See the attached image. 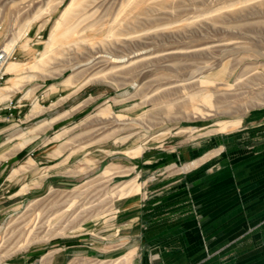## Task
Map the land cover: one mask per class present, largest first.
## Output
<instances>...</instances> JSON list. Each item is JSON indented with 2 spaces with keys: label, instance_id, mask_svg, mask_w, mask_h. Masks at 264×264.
I'll return each instance as SVG.
<instances>
[{
  "label": "rangeland",
  "instance_id": "374dc122",
  "mask_svg": "<svg viewBox=\"0 0 264 264\" xmlns=\"http://www.w3.org/2000/svg\"><path fill=\"white\" fill-rule=\"evenodd\" d=\"M69 1L0 0V52L15 43L4 55L23 64L0 88L25 76L0 101V264H150L185 232L204 247L209 232L263 226L264 0H97L77 47L132 63L67 85L72 60L30 65ZM119 28L128 42L112 47ZM205 88L215 106L189 99ZM192 105L212 115L191 118ZM51 225L64 231L31 240Z\"/></svg>",
  "mask_w": 264,
  "mask_h": 264
},
{
  "label": "bare ground",
  "instance_id": "6f19581e",
  "mask_svg": "<svg viewBox=\"0 0 264 264\" xmlns=\"http://www.w3.org/2000/svg\"><path fill=\"white\" fill-rule=\"evenodd\" d=\"M144 0H134L132 3V6L134 8H138L141 5L144 4ZM95 4H97V0H70L69 3L65 6V8L60 13V16L55 21L53 28L49 34V37L47 41L45 42V46L43 51L40 54L39 58H36L38 61V64L30 65L31 68L33 67H40L41 69H45V65L53 55L57 57H61L63 59H70L72 62L67 65L66 68H70L73 72L69 76H67L63 83L69 85L73 84L75 80V73H82L85 76H88L87 80H90L91 78H102L103 76H106L107 71L106 69H112L120 67L121 65H124V62L132 63V58L127 57V59L120 60L119 58L116 59V55L110 53L109 51H105L102 48H97L93 46V43H89L90 45L85 47L84 49L79 48L80 41H78V36L76 35V30L78 29V26L81 25L83 22H87L90 26L95 23L93 21L94 15L96 13ZM97 6V5H96ZM123 29L119 28L116 30L111 31L110 37L112 38L110 44H112V47H117L120 45L127 44V38H122L121 36L126 35ZM93 37H88L89 40H91ZM13 42L8 43L6 47L1 49L6 56L8 57L10 53L12 52L14 48ZM65 44L71 45V49H74V53L70 56H66L69 52H67ZM27 42L24 43V46L26 47ZM74 46V47H73ZM3 53V54H4ZM134 57V56H132ZM4 61V62H3ZM2 63H0V75H3L5 73H14L21 69L22 63L20 61L15 60H8L5 58ZM157 61V60H156ZM111 64V65H110ZM110 65V66H109ZM99 67V68H97ZM66 70V69H65ZM133 70L132 68H128V71ZM25 76H22L21 74L18 75H12L8 78V83L13 86V89L10 94H6L3 90V88H0V101H4L6 99H9L11 94L15 91L19 90V84L22 80H24ZM209 78L208 76H206ZM193 78V76H190L189 79ZM201 79L197 78L195 80H192L190 85L182 84V88H187L190 86H194L198 83H200ZM213 84L214 81H212ZM213 84H210L213 85ZM226 86L229 87L228 83H225ZM196 87V86H195ZM217 87V86H216ZM180 88V87H179ZM220 89V88H219ZM31 91L28 90L25 93H23L24 97L30 96ZM212 92L209 88H205L202 92L198 91H192L189 94V99H195L196 97H200L199 99L207 106L212 107L215 106L214 101L212 100ZM217 101V100H216ZM190 105V103H189ZM191 109L190 117L193 118L195 116H202L207 117L212 115V113L209 111L207 113H204L203 109H201L197 105H192L189 107ZM105 109L109 110L110 107L107 106ZM39 105L38 103L34 102L32 112L38 111ZM241 121V117L232 118V119H224L219 120L216 122V129L215 130H230L234 129L239 125ZM241 125V124H240ZM236 129V128H235ZM128 136V135H127ZM125 136V137H127ZM123 137V138H125ZM122 138V139H123ZM120 139V138H119ZM23 167L25 165H22ZM17 169L14 170L16 172ZM59 229V230H57ZM64 231L63 226L54 227V225L49 226L46 229L45 234L42 236L36 235L37 238H31V240L40 239V238H49L50 236L57 234L59 232ZM29 242V241H28ZM132 252V251H131ZM131 252H129L125 257L128 259Z\"/></svg>",
  "mask_w": 264,
  "mask_h": 264
},
{
  "label": "crops",
  "instance_id": "0c3cea01",
  "mask_svg": "<svg viewBox=\"0 0 264 264\" xmlns=\"http://www.w3.org/2000/svg\"><path fill=\"white\" fill-rule=\"evenodd\" d=\"M227 204V203H226ZM232 205V204H230ZM248 205V204H247ZM227 206H229L227 204ZM230 214L229 210L223 216ZM222 215V214H221ZM211 219V218H210ZM206 217L204 222L208 221ZM227 220V218L225 219ZM248 222V220H247ZM261 222V221H260ZM264 224V223H263ZM236 233H229L227 229L218 233L209 232V239L223 237L224 242L217 247L212 246L211 241L207 246H201L199 242L189 245L186 232L182 235L183 245L177 247L160 248L159 257H151L150 264H264V225L245 226ZM188 232V231H187ZM195 234V231H193ZM170 233L167 238L173 237ZM177 238L181 233L177 231ZM234 237L235 240L233 239ZM198 240V239H197ZM235 241V242H234ZM192 242V241H191ZM153 255V253H151Z\"/></svg>",
  "mask_w": 264,
  "mask_h": 264
},
{
  "label": "built area",
  "instance_id": "2783aa9c",
  "mask_svg": "<svg viewBox=\"0 0 264 264\" xmlns=\"http://www.w3.org/2000/svg\"><path fill=\"white\" fill-rule=\"evenodd\" d=\"M5 55L2 53V52H0V61H3V60H5Z\"/></svg>",
  "mask_w": 264,
  "mask_h": 264
}]
</instances>
